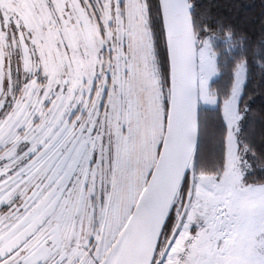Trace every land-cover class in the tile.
I'll use <instances>...</instances> for the list:
<instances>
[{
	"label": "snow or ice",
	"instance_id": "snow-or-ice-1",
	"mask_svg": "<svg viewBox=\"0 0 264 264\" xmlns=\"http://www.w3.org/2000/svg\"><path fill=\"white\" fill-rule=\"evenodd\" d=\"M0 264H264V0H0Z\"/></svg>",
	"mask_w": 264,
	"mask_h": 264
},
{
	"label": "trees",
	"instance_id": "trees-1",
	"mask_svg": "<svg viewBox=\"0 0 264 264\" xmlns=\"http://www.w3.org/2000/svg\"><path fill=\"white\" fill-rule=\"evenodd\" d=\"M223 70L221 74L217 76L211 83L213 85H218L221 90H224L228 87L230 76L227 67L222 66Z\"/></svg>",
	"mask_w": 264,
	"mask_h": 264
},
{
	"label": "rangeland",
	"instance_id": "rangeland-1",
	"mask_svg": "<svg viewBox=\"0 0 264 264\" xmlns=\"http://www.w3.org/2000/svg\"><path fill=\"white\" fill-rule=\"evenodd\" d=\"M217 77H214L212 80H211V82L214 80V79H216Z\"/></svg>",
	"mask_w": 264,
	"mask_h": 264
}]
</instances>
